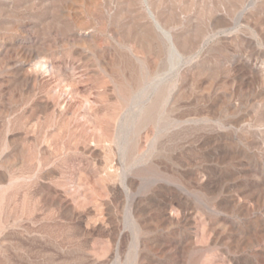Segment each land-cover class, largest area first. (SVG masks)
Returning <instances> with one entry per match:
<instances>
[{
	"label": "rangeland",
	"instance_id": "rangeland-1",
	"mask_svg": "<svg viewBox=\"0 0 264 264\" xmlns=\"http://www.w3.org/2000/svg\"><path fill=\"white\" fill-rule=\"evenodd\" d=\"M163 2L0 0V264H264V0Z\"/></svg>",
	"mask_w": 264,
	"mask_h": 264
},
{
	"label": "bare ground",
	"instance_id": "bare-ground-1",
	"mask_svg": "<svg viewBox=\"0 0 264 264\" xmlns=\"http://www.w3.org/2000/svg\"><path fill=\"white\" fill-rule=\"evenodd\" d=\"M147 5H148V8H151V10H152V14H153V9H155V10H157L160 6H162V4L164 3L163 2V0H147ZM171 47H172V49L174 50H176L177 49V44H176V42H171Z\"/></svg>",
	"mask_w": 264,
	"mask_h": 264
}]
</instances>
